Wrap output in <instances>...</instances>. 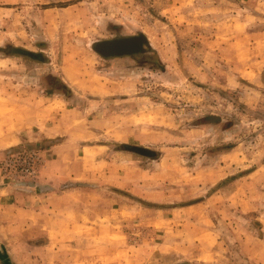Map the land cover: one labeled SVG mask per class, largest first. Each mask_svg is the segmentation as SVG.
<instances>
[{"label": "rangeland", "instance_id": "374dc122", "mask_svg": "<svg viewBox=\"0 0 264 264\" xmlns=\"http://www.w3.org/2000/svg\"><path fill=\"white\" fill-rule=\"evenodd\" d=\"M0 264H264V0H0Z\"/></svg>", "mask_w": 264, "mask_h": 264}, {"label": "water", "instance_id": "95a60500", "mask_svg": "<svg viewBox=\"0 0 264 264\" xmlns=\"http://www.w3.org/2000/svg\"><path fill=\"white\" fill-rule=\"evenodd\" d=\"M142 39V37H130L126 39L102 42L97 45L96 51L103 55H108V53H119L121 51H124L125 53H130L131 50H133L139 43H141ZM127 149L139 153L141 155H147V152L139 147L132 146Z\"/></svg>", "mask_w": 264, "mask_h": 264}, {"label": "trees", "instance_id": "16d2710c", "mask_svg": "<svg viewBox=\"0 0 264 264\" xmlns=\"http://www.w3.org/2000/svg\"><path fill=\"white\" fill-rule=\"evenodd\" d=\"M129 147H132V146H126V148H129ZM143 150H145L147 152V156L151 155V151H148L147 149H143Z\"/></svg>", "mask_w": 264, "mask_h": 264}]
</instances>
